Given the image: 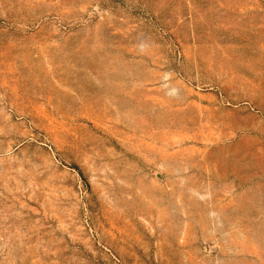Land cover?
<instances>
[{"label": "rangeland", "instance_id": "rangeland-1", "mask_svg": "<svg viewBox=\"0 0 264 264\" xmlns=\"http://www.w3.org/2000/svg\"><path fill=\"white\" fill-rule=\"evenodd\" d=\"M0 264H264V0H0Z\"/></svg>", "mask_w": 264, "mask_h": 264}]
</instances>
